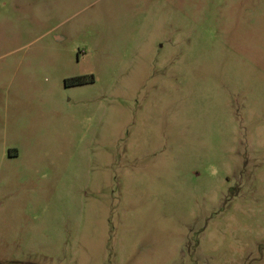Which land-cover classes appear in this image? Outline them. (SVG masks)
Here are the masks:
<instances>
[{
  "label": "rangeland",
  "instance_id": "obj_1",
  "mask_svg": "<svg viewBox=\"0 0 264 264\" xmlns=\"http://www.w3.org/2000/svg\"><path fill=\"white\" fill-rule=\"evenodd\" d=\"M0 264H264V0H0Z\"/></svg>",
  "mask_w": 264,
  "mask_h": 264
},
{
  "label": "trees",
  "instance_id": "obj_2",
  "mask_svg": "<svg viewBox=\"0 0 264 264\" xmlns=\"http://www.w3.org/2000/svg\"><path fill=\"white\" fill-rule=\"evenodd\" d=\"M76 83H83V79H77Z\"/></svg>",
  "mask_w": 264,
  "mask_h": 264
}]
</instances>
